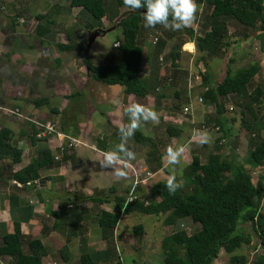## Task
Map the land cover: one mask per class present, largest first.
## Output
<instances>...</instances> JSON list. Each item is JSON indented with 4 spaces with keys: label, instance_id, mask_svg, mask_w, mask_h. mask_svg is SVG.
<instances>
[{
    "label": "crops",
    "instance_id": "crops-1",
    "mask_svg": "<svg viewBox=\"0 0 264 264\" xmlns=\"http://www.w3.org/2000/svg\"><path fill=\"white\" fill-rule=\"evenodd\" d=\"M69 1L0 0V128L10 131L12 144L21 151L18 163L0 160V244L5 235L13 233L14 224H19L21 250L32 258L28 243L38 241L36 253L39 264H79L77 257L84 249L95 253L105 251L107 244L97 213L101 210L115 212V199H126L132 191L134 170L140 172V177H146L145 172L150 174L133 189L141 199L152 185L166 181L170 172L174 171L180 179L192 157H197L203 164L210 154L215 153L237 164L241 156H235L236 146L244 148L246 156L251 137L248 142L242 139L240 129L234 126V117L227 115L230 112L225 110L227 102L224 99L222 119L226 121V133L215 124L218 113L214 103L202 99L207 89L202 86L203 75L207 72L208 81L216 84L223 80L227 72L234 73L255 65L258 71L251 81L259 78V73L260 82L264 81V32L256 31L250 36L248 30L231 21L226 28V51L216 55L197 51L194 40L187 39L175 50L178 57L173 61L165 57L174 41H168L158 60H155L149 55L154 43L151 39L148 43L143 38L139 77L149 81V92L145 97L127 94L119 85L97 82L90 76L88 59L92 65L121 59L118 48L114 47L122 40L121 36L112 43V48L118 52L110 49L108 52H91L97 38L105 37L112 29L120 31L117 19L111 22L103 18L102 28L96 29L110 31L95 38L87 47L88 37L96 29L86 28L91 23L89 17L82 13L81 8L69 7ZM196 6L197 19L185 28L191 29L194 36H201L198 21L203 5L196 3ZM52 8L58 10L49 14ZM123 8H120V14L128 10ZM42 16H47L46 20L37 18ZM50 23H53L50 32L41 36L37 34L40 25L49 26ZM246 33L248 36L245 37ZM151 37L159 39L160 33L154 31ZM69 42L74 44L70 53L58 49L59 45ZM83 45L84 50L76 49ZM222 64H225V76L220 80V74L215 72ZM231 64L236 66L235 71L227 68ZM198 70L200 74H197ZM254 80L249 86L254 85L253 89L259 87L262 92L257 109L264 120V91L259 81L254 84ZM198 97L201 103L197 101ZM226 97L230 99L232 96ZM36 99H44V103L35 104ZM132 103L143 104L157 114L156 122L142 121L134 132H140L157 143L160 164L157 166L147 156L149 146L135 143L131 136L125 147L133 151L136 158L126 169V177L117 179L111 169L102 168L98 161L102 160L104 150L120 143L117 129L127 122L124 107ZM184 107H189L188 113L183 112ZM9 111H17L19 116H9ZM48 123L74 138L77 144L61 152L56 136L47 134L45 125ZM215 127L220 131H216ZM222 137L225 145L220 143ZM168 147L179 149L175 165H169L165 158ZM43 152H48L50 156L58 152L59 158H52L40 168L36 180L23 185L11 178V173L22 170ZM93 197L102 200L101 204L89 200ZM131 214L125 215L122 211L109 239L112 244L108 255L91 264H114L117 260L122 264L124 256L133 254L137 256L133 264H153L151 246L153 242L161 245L166 230L156 238H150V234L144 232L143 239L136 245L132 229L141 224H128L126 219ZM179 223H190L199 229V225L189 218L178 220L175 226L170 227L176 229ZM178 230L181 229L172 232ZM156 249L154 258L162 263L163 255L158 252V247ZM12 263L11 257L0 255V264ZM227 263L228 255L220 251L212 264Z\"/></svg>",
    "mask_w": 264,
    "mask_h": 264
},
{
    "label": "trees",
    "instance_id": "trees-1",
    "mask_svg": "<svg viewBox=\"0 0 264 264\" xmlns=\"http://www.w3.org/2000/svg\"><path fill=\"white\" fill-rule=\"evenodd\" d=\"M197 5L205 6V13L198 21L201 36H194L191 29L181 28L176 31L166 29L161 25L152 28L143 26V9H130L123 4V0H70L69 7H79L82 13L90 19V25L86 28L94 30L102 28L101 20L106 18L111 22L117 19L122 40L118 41V50L121 59L101 65H92L88 59L89 73L93 80L106 85L122 86L123 91L136 97H145L149 92V81L139 77V66L142 54L143 39L140 36L142 29H166L162 38L157 39L151 46L150 57L158 60L168 41H175L177 36H184L172 45L169 54L165 57L172 61L178 57L175 50L180 44L186 42V36L194 40L196 50L209 55L224 53L227 42L228 22H235L250 36L253 32H264V0H195ZM128 10L120 14V8ZM49 16V15H47ZM46 16V17H47ZM194 13V20L197 19ZM46 17H37L46 20ZM51 25L42 24L38 27L37 34L45 35L51 31ZM245 37L248 36L246 33ZM151 37V42H152ZM74 44L59 45L61 51L73 50ZM85 45L76 47L84 50ZM84 61V60H83ZM258 69L255 65H249L234 73L227 72L222 81L212 84L209 74L203 75L202 86L207 88L203 98L214 103L218 117L215 124L225 134L226 121L222 119V101L226 96H233L240 110V126L251 134L249 139V151L244 165L257 168L264 167V140L260 137V121L257 107L260 105L262 92L259 87L249 91V84ZM34 103L41 105L44 99H36ZM220 131V130H219ZM223 138V137H222ZM132 139L135 143L150 147L147 156L159 166L160 155H157V143L151 138L145 137L140 132H134ZM220 142V140H219ZM21 151L11 142L10 131L0 128V160H9L11 164L18 163ZM52 160L48 152L41 153L33 159L29 165L20 171L11 173V178L19 184L32 183L38 178V170ZM183 183L174 193L169 194L164 188L165 181H160L151 186L148 193L132 203L124 205L125 198L115 199L116 210L113 213L99 211L97 220L106 240V250L94 253L93 258L83 255L82 261L91 259V264L102 256H107L109 239L113 235L120 216L131 213L143 215H165L164 225L175 226L181 219L189 218L192 223L198 224L199 229L188 235L184 230H178L165 236L161 240L163 253L162 264H212L218 258L220 251L228 255L227 264H264V212L260 210L261 201L264 198V184L253 183L251 174L243 165L233 164L231 161L220 158L219 155L210 154L206 162L201 164L197 157H192L191 163L184 169L180 178ZM101 204L102 200L89 198ZM250 224L251 230L247 234L237 231L240 226ZM136 239L141 240L143 235L142 225H136L132 229ZM255 236V245L262 249L260 254H255L254 259H248L247 255H234L242 245L251 246ZM22 235L19 224H14V231L1 239L0 255L12 258V264H39L36 253L38 241H30L28 250L33 254L32 258L23 254L21 250ZM40 248V247H39ZM40 252V249H39ZM42 252V249H41ZM107 258V257H106ZM114 264H121L115 261Z\"/></svg>",
    "mask_w": 264,
    "mask_h": 264
},
{
    "label": "clouds",
    "instance_id": "clouds-1",
    "mask_svg": "<svg viewBox=\"0 0 264 264\" xmlns=\"http://www.w3.org/2000/svg\"><path fill=\"white\" fill-rule=\"evenodd\" d=\"M123 4L133 10H144L142 15L145 28L161 25L172 31L191 24L197 7L195 0H123ZM124 115L127 117V122L117 129L120 143L104 150L102 160L98 161L102 168L111 169L113 176L117 179L126 177V169L131 166V162L136 158L135 153L125 147L127 140L142 121L151 120L156 122L157 120L155 111L140 103L125 106ZM178 155L179 149L174 150L168 147L165 150V158L169 165L177 163ZM114 165H120V167H113ZM182 183L183 181L178 179L173 171L167 175L164 188L169 194H172L182 186Z\"/></svg>",
    "mask_w": 264,
    "mask_h": 264
},
{
    "label": "rangeland",
    "instance_id": "rangeland-1",
    "mask_svg": "<svg viewBox=\"0 0 264 264\" xmlns=\"http://www.w3.org/2000/svg\"><path fill=\"white\" fill-rule=\"evenodd\" d=\"M68 9H70V8H68ZM123 9H125V8H123ZM123 9H122V11L124 12ZM57 10H58V8H56V9L55 8H52V11H50L49 14L55 13ZM205 11H206L205 6H203L201 8L199 20L201 19V16L205 13ZM190 26H191V24H190ZM187 27H189V26H187ZM184 28L185 27H183V29ZM165 31H166V29H164V28H162V29H160L158 31L160 33V38L163 37ZM153 32H154V29H142V31L140 32L141 33L140 36H141L142 39L143 38H146L148 40L147 42L150 43V41H149L150 35L153 34ZM72 36H73V34H72ZM120 36H121V34H120V31L118 29L117 30L112 29L111 32L108 33V34H106L105 37H103V38H100L99 37V38L96 39V42H95L94 46L92 47L91 52L94 53V54L98 50H101L102 52H108L109 49L112 50L113 52H118V50H115V49L112 48V43L117 39V37H120ZM180 39L181 40L184 39V36L183 37L177 36L176 37V40L174 42L177 43L178 40H180ZM186 39H188L187 36H186ZM65 52H67V53L69 52L70 53L71 51H65ZM220 57H223V56H220ZM220 67H221L220 70L217 71V72H215V73H218V75L220 74V77L219 78L221 80L225 76V72H224L225 71V64H222ZM228 67H230L231 71H235V69H236V66L233 65V64H231L230 66H227V68ZM197 74H200V71L199 70L197 71ZM258 77L259 78H257L256 80L253 79L254 80V84L258 83V81H259V85L262 87V89L264 91V81L260 82L261 73L258 74ZM253 87H254V85L249 86L250 91H252ZM263 98H264V96H263ZM202 99L204 100V98H202ZM224 100L227 102V104H226L227 107L225 108V110L228 109V111L230 112V113L227 114L228 117H230V118L234 117V119H233L234 126L236 128H238V129H240L239 134L242 133V135L244 137L242 139L243 140L246 139L247 142H248V139L251 136V134L248 133L245 129H243L240 126V121H239V119H240V116H239L240 113L239 112H240L241 109L236 105L237 104L236 103V100L237 99L232 96V97H230V99H228V97H225ZM221 110H223V101H222ZM262 110L264 112V109H262ZM226 112H227V110H226ZM8 115L9 116H14V115H10V114H8ZM259 117L261 118V121H260V137L264 140V120H263V118L261 116H259ZM238 141H240V139ZM223 145H225L224 142H223ZM220 147L223 148L222 145ZM236 147H238V149L235 152V156L236 157L237 156L238 157L241 156L239 162L237 161V164L238 165L239 164L240 165H243L245 167V169L251 174L252 181H253L254 184H256L258 182H261V183L264 184V167L263 168H257V167H254V166L244 165V163H245V157L247 156V155L245 156V149L242 148V147H240V146H236ZM247 154H248V151H247ZM260 210L264 212V198L261 201ZM164 218H165V215L154 216V215L131 214L126 219V222L128 224H132V223L133 224H141L142 227H143V234H144V232L145 233H149L150 234V238H156L157 236L160 237L161 236V233H164L165 230H166V233L164 235L162 234L164 237L167 236V235H169L172 231L177 230V229L184 230L185 232H188V234H192V233H194L195 231L198 230V226L195 225V227H193V224H190V223L188 225L185 224V223H179V225L176 227V229H173L170 226H166L165 227V225H164ZM188 221L189 220H187V222ZM162 225H164V227ZM250 226L251 225L247 223L246 224V227H245V225L244 226H240L239 229H237V231L239 233H242V234L243 233L244 234H247V230L248 231L251 230ZM168 229H169V231L167 232ZM132 236H133L134 240L137 243L136 245H139L138 239H136V237H134V235H132ZM252 238H253V243H252L251 246L242 245L233 254L234 255H247L249 261L250 260H253L254 257H255L254 255L255 254H260L262 252V249L259 246H256V252L257 253H254L252 251V246L255 245V236H253ZM142 239H143V235H142L141 240ZM145 243H147V241H145ZM153 244L154 245L151 246V248H152L151 251L154 253L153 254V257H151V258H153L152 259L153 260V264H162L160 262L158 263L157 260H156V258H154L155 253H156L155 251L157 250L156 247H158V252H160L161 255H163V253L161 251V248H160V244L159 243H155V242H153ZM85 248L86 249H89L88 246H85ZM92 251H95V250H92ZM85 252H90V251H88V250L85 251V249H84L83 252H81L80 255H79V257H77V258L80 259V258L83 257V255L90 256L89 258H93L94 257V253L95 252H90V253H85ZM224 253L225 252H223V254ZM222 257L223 256H221V258ZM89 258L88 259H85L83 261L80 259L79 260V264H87L86 262H89V261L91 262V259H89ZM136 258H137L136 254L124 256V258H122V264H133V262L136 261ZM159 261H160V259H159Z\"/></svg>",
    "mask_w": 264,
    "mask_h": 264
},
{
    "label": "built area",
    "instance_id": "built-area-1",
    "mask_svg": "<svg viewBox=\"0 0 264 264\" xmlns=\"http://www.w3.org/2000/svg\"><path fill=\"white\" fill-rule=\"evenodd\" d=\"M157 39L156 37H153L152 38V42H155ZM114 47L117 48L118 47V44H114ZM197 101L199 103L202 102L201 98H197ZM189 111V107H185L183 109V112L184 113H187ZM8 114L10 115H14V116H19L17 111H9ZM47 127V134L49 133H53L56 138L59 140L58 142V149L61 151V152H65L70 150L72 147H74L76 144H77V141L74 139V138H71V137H68L67 135L61 133L60 131H58L52 124L48 123L45 125ZM215 130L218 131L219 128L218 127H215ZM37 134H40V133H37ZM36 134V136H37ZM40 136V135H38ZM64 139H66L67 141H64ZM225 140L224 138L221 139V142L220 143H223ZM52 158L53 159H58L59 158V155H58V152H54L52 154ZM150 174L148 172H145V176L146 177H140V172L138 171H133V188H132V191H130V193L128 194L127 198L125 199V202H124V205L127 204V203H132L134 201H136L138 199V197L134 194V188L136 185H138L140 182H142L145 178H147Z\"/></svg>",
    "mask_w": 264,
    "mask_h": 264
},
{
    "label": "water",
    "instance_id": "water-1",
    "mask_svg": "<svg viewBox=\"0 0 264 264\" xmlns=\"http://www.w3.org/2000/svg\"><path fill=\"white\" fill-rule=\"evenodd\" d=\"M110 31L109 30H104V29H96L94 31L91 32V34L88 37V43H87V47H89V45L93 42V40L95 38H97L100 35H104L106 32Z\"/></svg>",
    "mask_w": 264,
    "mask_h": 264
}]
</instances>
